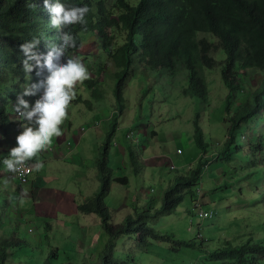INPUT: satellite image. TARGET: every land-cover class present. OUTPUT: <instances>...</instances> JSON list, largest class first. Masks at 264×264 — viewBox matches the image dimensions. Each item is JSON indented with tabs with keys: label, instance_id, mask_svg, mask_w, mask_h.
Segmentation results:
<instances>
[{
	"label": "trees",
	"instance_id": "16d2710c",
	"mask_svg": "<svg viewBox=\"0 0 264 264\" xmlns=\"http://www.w3.org/2000/svg\"><path fill=\"white\" fill-rule=\"evenodd\" d=\"M55 2L56 0H49L50 4ZM59 2L65 7L86 4L89 8L86 23L72 24L57 30L49 26L50 14L44 8V0H0V157L7 156L9 149L13 147L9 142H4L1 128L16 125L17 118L16 113H12V105L17 103V94L21 93L19 87L26 77L34 73L40 77V82L49 75L46 68L36 67L35 61H30L34 66L25 74L21 63L23 52L19 45L25 40L36 38L33 51L41 56L50 50L61 49L58 59H54V63L59 65L66 63L70 56L80 51L88 34L96 32L102 38V50L110 54L112 63L118 69L114 75L113 94L119 107L124 81L132 73L135 55L157 72L174 75L179 70H186L188 79L181 90L182 94L205 102L208 88L203 68H211L216 62L209 52L212 49H222L225 61L222 63L221 76L229 89L223 103V118L227 128L223 144L215 152V159H232V155L239 154L242 160L256 168L257 176L254 178L264 182V0H138L135 4L127 0H113L112 6L117 9L116 16L107 9L106 0ZM29 3L34 4V7L29 8ZM112 29L121 31L120 42L111 43L107 34ZM67 32H71L75 39L73 47L67 44L62 46L59 37ZM198 33L209 34L217 38L218 43L214 44L206 37L199 38ZM239 67L256 70L257 76L246 82L248 88L245 91H240L241 84L236 77ZM3 89L7 90L5 95L2 94ZM43 91V86H40V92ZM244 93L246 95L242 97ZM116 110L121 113L120 109ZM193 125L194 138L204 152L207 144L202 141L203 133L196 118ZM115 126L113 122L110 132L116 130ZM131 132V141L138 142L135 132ZM110 136H106L95 161L99 187L94 196L77 206L80 214H93L99 219L101 233L107 237L105 248L98 254L97 264H136L129 254L125 259H120L122 256L118 251L119 240L130 234H136L143 247L149 244V240L174 243L173 251L192 246V241H174L173 235L157 232L149 226V221L164 213L171 214L185 192L192 194L193 202L196 198L200 201L199 191H202L199 185L204 166L209 160L205 161L199 156L192 169L176 178L173 185L164 191L159 209H142L134 216L128 215L121 224L116 225L111 222L110 211L105 205L111 183L109 170L106 168V149L109 148ZM129 158L133 164L135 157L130 151ZM4 171L0 167V193L5 186L10 188V180L18 186L14 178L2 177ZM4 181L8 183L3 184ZM125 181V178L113 180L119 185H124ZM193 187H199V190L194 192ZM217 189L222 188H213ZM237 193L240 195L244 191L237 190ZM248 193H252L249 188L245 197L252 201L253 197L247 196ZM257 196L262 197V194ZM3 200L5 198L0 194V213L3 211ZM13 209L16 211L15 207ZM15 211L11 207L5 210L6 223L2 225L9 232L10 239L0 241V264H7L13 258L11 251L26 246L11 228L14 225L11 220L19 215ZM206 254L211 262H219L218 264H259L264 258V241L248 238L237 243L227 242L223 247ZM57 258L54 262L60 261L58 255ZM35 260L37 259H31L25 264H36ZM66 264L75 263L68 258Z\"/></svg>",
	"mask_w": 264,
	"mask_h": 264
},
{
	"label": "rangeland",
	"instance_id": "374dc122",
	"mask_svg": "<svg viewBox=\"0 0 264 264\" xmlns=\"http://www.w3.org/2000/svg\"><path fill=\"white\" fill-rule=\"evenodd\" d=\"M127 1L135 4L138 0ZM112 4L113 0H106L107 9L116 16L117 9ZM107 35L111 43H118L122 39V33L119 29H112ZM197 36L199 38L206 37L212 40L214 44L218 43V39L209 34L198 33ZM102 43V38L96 32L90 33L84 40L80 51L74 55L80 57L85 63L89 75L87 79L75 85V97L69 105L75 107L73 108L75 110L84 111L86 114L103 106L109 110L118 108L122 111L121 116L118 110L116 115L120 124H123V119L132 120L135 137L138 139V146H140H136V150H133V155L137 161L135 167L138 169L136 179L139 180L138 185L143 186V188L137 186L136 192H140V189L148 190L150 193L148 196L151 197L155 206L151 207L152 211L161 207L158 199L163 190L171 187L176 178L188 172L190 168L192 169L199 156H202L205 161L206 159L209 160V163L204 166L205 170L202 174L201 185H199L202 191H199L200 202L204 206L203 204L199 207L194 206L192 194L185 192L171 214L164 213L149 221L151 228L162 234L173 235L174 241H192L194 244L173 251L174 243L149 240V244L143 247L139 244L136 234L125 235L118 244V251L122 256L120 259H125L129 254L133 256L136 264H218L219 262H211L206 252H213L226 245L227 242L237 243L248 238L264 241V182L254 178L257 176L256 168L242 160L239 154L232 155V159H215V152L222 146L227 128V123L223 118L225 115L223 103L229 89L221 76L222 63L225 61L222 49H212L209 55L216 62L211 68H203L208 88V97L205 102L196 97H188L182 94L181 90L186 86L188 79L186 70H179L174 75H169L167 72H157L150 69L147 64L142 63L135 55L133 56L132 73L124 81L119 107L113 94L114 75L118 69L112 63L110 54L102 50ZM237 72L236 77L242 88L239 90L245 91L248 88L245 85L246 82L257 76L256 70L250 67H246V69L239 67ZM39 79L37 73L26 77L25 82L19 87L20 92L23 93L24 87L39 84ZM6 91L3 89L2 94L5 95ZM40 95H43L40 92V87L34 91V94L23 95V99L28 102L29 107L26 110H21L28 111L31 109L35 102L40 99ZM245 95L246 93L242 94V97ZM90 106L91 108H88ZM70 114L78 115L72 110L68 115ZM195 118L203 133L202 141L207 144V149L204 152L201 151V146L193 135V120ZM15 124V126L6 128L11 131L16 139L23 128L20 127L21 121H16ZM74 126L76 125L74 124ZM142 126L146 133L137 134L136 128ZM123 129L122 137L127 132L125 127ZM120 133L121 128H117L116 137L121 138ZM151 133L154 135L150 136ZM14 146H16L15 143ZM50 146L47 151L53 150L54 146ZM176 149L183 150L184 154L176 155ZM106 150L108 155L106 166L116 173L115 165L120 164V160L112 140H109V148ZM143 150L147 154L151 153L159 157L155 160L143 161L146 168L139 161ZM143 156L145 155L143 154ZM184 161L187 162V165L182 168L185 170L181 171V165ZM28 164L32 167L31 162ZM172 165H175L178 171L171 170ZM36 173L37 170L33 169L30 180L25 185L17 186L15 182L10 180V188L5 186L1 190L3 192L0 193L5 198L4 204L1 206L3 211L0 213V241L4 238L10 239L9 232L3 229L2 223H6L5 210L11 207L15 211L13 209L15 207V212H18L19 215L14 216V220H11V224L15 225H12L11 228L18 233V238L26 243L23 248L11 251L13 258L9 259L7 264H25L34 258L38 260V262L35 260L36 264H66L68 258L72 259L75 264H97L99 262L98 254L101 251L96 248L98 238H96V233H93L97 222H93L91 217L85 221L82 227H79L81 229L80 234L77 233V239L73 242H69L64 236L68 229L62 231L61 228L53 226L50 222L44 224V222L39 223L37 221L36 223L33 218H30L33 207L30 203L27 205L28 207H24V202L27 201L25 199L28 195L26 191L31 189L29 184L33 182ZM14 174L5 170L1 175L15 180ZM131 175L135 176L134 173ZM2 183L5 184L8 181ZM215 186L222 189L213 190ZM120 187L123 189L119 196L120 200L123 198L133 199L131 189L126 192L123 185ZM199 187H193V191L197 192ZM248 188L252 193H248L247 196L253 197L252 201L245 197ZM241 189L244 193L239 195L237 190ZM257 194H262V197H258ZM20 200H22L21 203ZM119 208L111 207L110 211ZM46 209L50 210V207H46ZM133 209L134 207H122V211L113 212L112 217L116 219L113 222L116 224L118 221L117 224H121L131 212L134 216L136 213H133ZM200 209L214 211L215 216L209 220H202L198 215ZM37 211L38 215H41L38 207ZM135 211L139 212L136 209ZM125 213L126 215H124ZM56 243L58 244L56 245ZM98 246L102 248L103 244ZM57 255L60 261L54 262L55 259H58ZM259 264H264V258L259 261Z\"/></svg>",
	"mask_w": 264,
	"mask_h": 264
},
{
	"label": "crops",
	"instance_id": "0c3cea01",
	"mask_svg": "<svg viewBox=\"0 0 264 264\" xmlns=\"http://www.w3.org/2000/svg\"><path fill=\"white\" fill-rule=\"evenodd\" d=\"M93 92L90 94L91 97ZM73 108L75 107L68 105L67 115L71 113V110L78 115H66L67 117L61 125L62 135L58 138L53 137L52 145L50 146H54L53 150L47 151V149H45L39 154L42 167L37 170L33 182L29 184L31 189L26 191L28 195L25 197L27 201L24 202V207H28L27 205H29V203L31 204L33 210L30 218H33L36 223L37 221L39 223L50 222L53 226L61 228L62 231L63 229H68L64 236L69 242L76 241L77 233L79 235L81 230L79 227H82L85 221L91 217L93 222H97L93 231L94 234L96 233V238H98L96 248L98 251H103L107 244V237L101 233L99 219L93 214H80L77 211V206L85 203L94 196L99 187L100 182L97 177L95 161L98 158L99 151L108 134L111 135L109 140L113 141L114 149L116 153H118L120 160V164H114L117 169L116 173L106 166L109 170L111 183L109 192L105 197V205L108 207L109 211L111 207H120L117 210L110 211L111 222L116 220L112 217L113 212L122 211V207H134L133 213H136L137 211H135V209L141 211V209L155 206L151 197L148 196V194H150L148 190L145 191L140 189V192H136L137 186H139V180L136 179L138 169L135 167L137 161L136 158H134V163H131L129 151L133 153L132 150H136L138 142L136 140H127L125 138L126 135L123 136L124 139L122 137L124 127L127 131L126 133L130 131L135 132L132 126V120L123 119V124H120L116 116L118 113L117 110H109L105 106L98 110H93L88 114L80 109L75 110ZM88 108H91V106ZM121 114L122 111L120 116ZM77 118H79L78 122H76ZM95 122L98 123L97 126L94 125ZM113 122L116 124V129L121 128V138L116 137V130L110 132ZM74 124L76 126H74ZM82 127H84L83 131L81 130ZM136 130L137 134L146 133L143 126L141 128H136ZM1 131L4 142H9L8 144L12 145L15 143L16 145V139L8 128L3 127ZM151 135H154V133H151L150 136ZM65 141H70L71 144L67 146ZM177 150L178 149H176V151ZM143 154L145 156H143ZM143 154L140 155L139 161L144 168H146L144 162L159 158L155 154H147L145 150H143ZM182 154H184V152ZM176 155L179 154L176 152ZM143 157H145V159H143ZM120 165L123 167L121 168ZM186 165L187 162L184 161L181 165V169L185 168L184 166ZM172 167L174 170H178L175 165H172L170 169ZM184 170L182 169L181 171ZM131 173H134L135 176L133 177ZM118 178L126 179V184L123 185V187L126 192L131 189L133 199H119L123 189L119 184L112 181V179ZM139 187L143 188V186ZM164 191L165 189L158 199L160 204ZM143 192L144 195H142ZM21 201L22 200H20V203ZM37 207L40 209L39 212H41V215H38ZM46 207H50V210H47ZM124 215H126V213ZM128 215H132V212ZM117 223L119 222L116 221V224ZM101 244H103L102 248L98 246Z\"/></svg>",
	"mask_w": 264,
	"mask_h": 264
},
{
	"label": "clouds",
	"instance_id": "9594fccd",
	"mask_svg": "<svg viewBox=\"0 0 264 264\" xmlns=\"http://www.w3.org/2000/svg\"><path fill=\"white\" fill-rule=\"evenodd\" d=\"M27 6L32 8L34 4L29 3ZM44 8L50 14L49 26L57 30L72 24H85L89 11L86 4L65 7L59 0L51 4L49 0H44ZM59 38L62 46L75 45L71 32L62 33ZM36 43L37 39L33 38L19 45L23 52L22 70L25 74L29 73L34 66L30 61H35V66L46 68L49 75L39 84L24 87L23 93L17 94V103L12 105L23 131L16 136V146L9 149L7 156L0 157V167L9 173L22 172L29 162H32L34 170L42 167L39 154L51 145L53 137L62 135L61 125L66 118L68 105L75 97V85L89 75L87 66L80 57L70 56L66 63L58 65L54 63V59H58L61 49L50 50L41 56L33 51ZM40 86L44 88L41 98L31 110L22 111L21 109L29 107L23 95L34 94Z\"/></svg>",
	"mask_w": 264,
	"mask_h": 264
},
{
	"label": "built area",
	"instance_id": "2783aa9c",
	"mask_svg": "<svg viewBox=\"0 0 264 264\" xmlns=\"http://www.w3.org/2000/svg\"><path fill=\"white\" fill-rule=\"evenodd\" d=\"M16 118H17V114H16ZM94 125L97 126L98 123L95 122ZM81 130L83 131L84 127H82ZM126 138L128 140L132 139V132L131 131L127 133ZM65 144L67 146H69L71 144V142L67 141ZM176 152H177V154H181L182 153V151H180L179 149ZM171 169H173V168H171ZM32 170H33V168L29 164H27L22 172L15 173L14 177H15L16 183L18 185L28 184V180H30L29 178L32 175ZM193 203H194V206H196V207H199V205H202L201 202L198 199L195 200ZM198 215H199V218L202 219V220H209V219H212L215 216V212L214 211H205L203 209H200ZM29 231H30V229H29Z\"/></svg>",
	"mask_w": 264,
	"mask_h": 264
},
{
	"label": "bare ground",
	"instance_id": "6f19581e",
	"mask_svg": "<svg viewBox=\"0 0 264 264\" xmlns=\"http://www.w3.org/2000/svg\"><path fill=\"white\" fill-rule=\"evenodd\" d=\"M17 121H19V122H20V120H18V119H17ZM207 162H208V161H207ZM207 164H208V163H207ZM172 168H173V167H172ZM199 197H200V196H199ZM200 198H201V197H200ZM202 204H203V203H202ZM203 206H204V204H203Z\"/></svg>",
	"mask_w": 264,
	"mask_h": 264
}]
</instances>
